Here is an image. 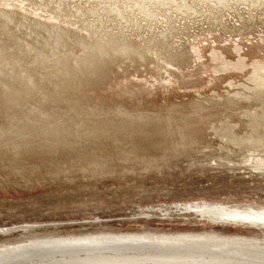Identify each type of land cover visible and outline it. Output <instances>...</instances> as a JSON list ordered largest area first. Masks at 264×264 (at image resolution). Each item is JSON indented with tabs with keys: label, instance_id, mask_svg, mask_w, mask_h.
Listing matches in <instances>:
<instances>
[{
	"label": "rangeland",
	"instance_id": "374dc122",
	"mask_svg": "<svg viewBox=\"0 0 264 264\" xmlns=\"http://www.w3.org/2000/svg\"><path fill=\"white\" fill-rule=\"evenodd\" d=\"M129 1L116 0V15L101 0H0V245L103 232L263 233L175 222L173 211L194 200L264 205V173L243 168L253 152L264 157V3L184 0L194 11L182 14L179 0ZM164 240L20 243L0 247V259L88 247L0 264L264 259L94 249L166 247Z\"/></svg>",
	"mask_w": 264,
	"mask_h": 264
},
{
	"label": "bare ground",
	"instance_id": "6f19581e",
	"mask_svg": "<svg viewBox=\"0 0 264 264\" xmlns=\"http://www.w3.org/2000/svg\"><path fill=\"white\" fill-rule=\"evenodd\" d=\"M64 1L66 2L67 0H64ZM101 1H103V2L107 1L108 3H110V9H109L110 12H113L116 15H121L119 13L120 12L119 9H121V7L118 5L120 7V8H118V6L116 5V0H101ZM125 1L126 2H123V3H125V6L126 5L128 6L129 5L128 2H130V1L129 0H125ZM134 1H136V0H134ZM145 1H143V2H145ZM190 1H192V0H190ZM199 1L200 0H198V2ZM212 1H214V0H212ZM215 1L216 2L214 4V6L217 5V7H218V5H221L224 3L223 0H215ZM241 1L250 2L249 4H251L250 6H252V7L257 6L259 3H264V0H241ZM170 2L172 3V1H170ZM136 3L140 4V2H136ZM149 3H148V5H149ZM161 3L166 5L165 1H162ZM192 3H194V2H192ZM118 4H119V2H118ZM139 4H138L139 11H143V7L140 6ZM160 4L158 2V5H160ZM163 4L160 6H163ZM130 5L132 6V4H130ZM130 5H129V7H130ZM142 5L144 6V4H142ZM47 6H49V5H47ZM100 6H101V4H100ZM104 6H102V7L104 8ZM176 6H178L177 11L180 10L182 12V14H186V13H189L190 11L191 12L194 11V10L192 11L191 6L187 5L184 0H179L178 5H176ZM131 8H133V7H131ZM210 8H211V6H210ZM213 8H215V7H213ZM47 9H51V7L47 8ZM127 9H128V7H127ZM159 9H161V8H159ZM36 10H39V9H36ZM40 10H41V8H40ZM42 11L45 12V9ZM160 11H163V10H160ZM107 12H109V11H107ZM46 13H48V12H46ZM146 13H148V12H146ZM37 14H38V12H37ZM39 14H41V12ZM142 14H144V13H142ZM150 15H152V14H150ZM187 15H189V14H187ZM190 16H195V15L193 14ZM146 17H148V16H146ZM20 25H21V23H20ZM22 25H24V24H22ZM22 27H24V26H22ZM87 30H88V28H87ZM20 40H22V39H20ZM12 61H13V59H12ZM14 61H16V60H14ZM46 62H48V61H46ZM99 69H101V68H99ZM216 164H219V162H217ZM221 164L225 165V162L221 163ZM245 164H247L246 166L243 167L245 169L247 168V169H252V170H258L259 172L264 173V157H262V155H260V154H256L253 152V155L251 154V156L248 157V159L245 161ZM232 165L235 166L236 164L232 163ZM240 165H242V164H240ZM175 207H176V210L173 211V212H176V214H173V221H175V222H177V221L183 222V220H184V223L188 224V223L192 222L190 220V218H197L200 221H206L210 224L246 225V226L254 228L255 230H258V231L264 230V205H252L250 203L249 204H247V203L241 204V203H237V202L232 203V202L213 201V200H194V201H189L186 203H178L175 205ZM169 212L170 211H163L162 214H164V216H166L167 214H169ZM6 231H8V230H6ZM6 231H5V233H6ZM187 231H188L187 233L183 234V232H180V230H177L176 233H180L177 235H172V233L168 232V235H170V237H168V235H166L165 233H156V231H152V233H150V231H143L142 233H140V235H138V234L134 235V233H116V235H114L113 232L112 233L111 232H103V233H97V234L91 233V234L85 235V236H77V235H72V236H67V237L53 236V237H46L43 239H32L29 241H20L16 244H7L6 243V244L0 245V247H12V245H20V243H32V245H34V241H36V243H38V245L40 247H45L48 245H54V244H60V243H69V244H74V243H78V242L85 243L88 241H92L93 239H97L98 241H101V242L115 243V244L132 243L135 241L136 242L151 243V242H155L157 239H160V237H164L165 240L163 242H166V244H167L166 247H164V245H160V247H154V245H148V247H120V249H118V247H106V249H100V247H94V249H98V251H100V253H104V251H110V253H120V251H128V249H130V251H152V253H158V251H162V253H172V251H174V253H188V251H194V253H208V255H210V253H218V251H211V250H225V251H230L232 253H241L242 252L244 254L264 255V231L262 234H258V235H244V234H238V233H232V234L222 233V232H218L214 228H212L211 230L201 231L202 235L198 234V231H196V232H194V230H187ZM117 235H120V236H117ZM154 235H156V236H154ZM158 235H160V237H158ZM44 239H46V240H44ZM175 242L182 243V244H194V247L198 248V249H188V247H168V245L175 246ZM74 247H76V249H74ZM74 247H70V245H68V247H54V249H42V251H34V253H32V251H26V253H22V251H20V253H16V251H14V253H16V255H14V257H10V253H8V257H10V259H8V257H2V259H0V261H4V259H8V261H14V259H26V257H30V255H36V257H38V255H50V257H52V255H56V253H54V251H56V249H60V251H58V253H78V249H80V247H88V245H74ZM90 247H92V245H90ZM22 249H24V247H22ZM68 249H70V251H68ZM202 249L210 250V251H202ZM82 251H90V249H82ZM1 252H3V251L0 250V253ZM232 253H222V251H220V253H218V255H232ZM234 257H242V255H234ZM244 259H254V257H244ZM256 261H262V263H260V264H264V259H256ZM232 264H240V263H232ZM250 264H254V263H250Z\"/></svg>",
	"mask_w": 264,
	"mask_h": 264
}]
</instances>
